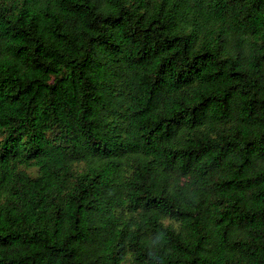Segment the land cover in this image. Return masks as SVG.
I'll use <instances>...</instances> for the list:
<instances>
[{"label":"trees","instance_id":"16d2710c","mask_svg":"<svg viewBox=\"0 0 264 264\" xmlns=\"http://www.w3.org/2000/svg\"><path fill=\"white\" fill-rule=\"evenodd\" d=\"M0 264H264V0H0Z\"/></svg>","mask_w":264,"mask_h":264}]
</instances>
